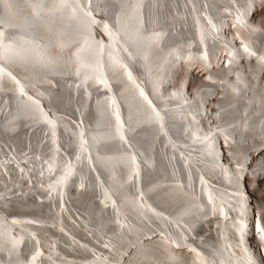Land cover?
I'll return each instance as SVG.
<instances>
[{
	"label": "bare ground",
	"instance_id": "6f19581e",
	"mask_svg": "<svg viewBox=\"0 0 264 264\" xmlns=\"http://www.w3.org/2000/svg\"><path fill=\"white\" fill-rule=\"evenodd\" d=\"M0 264H264V0H0Z\"/></svg>",
	"mask_w": 264,
	"mask_h": 264
},
{
	"label": "rangeland",
	"instance_id": "374dc122",
	"mask_svg": "<svg viewBox=\"0 0 264 264\" xmlns=\"http://www.w3.org/2000/svg\"><path fill=\"white\" fill-rule=\"evenodd\" d=\"M226 61H227V60H226ZM22 151H26L25 148H23ZM26 153H27V152H26ZM41 186H42V187H45V190H46V191L48 190L47 184H44V185H41ZM36 198H37V197H36ZM42 219L47 221V219H45L44 217H42ZM86 261H88V262L90 263V262L93 261V260H92V259H88V260H86Z\"/></svg>",
	"mask_w": 264,
	"mask_h": 264
}]
</instances>
